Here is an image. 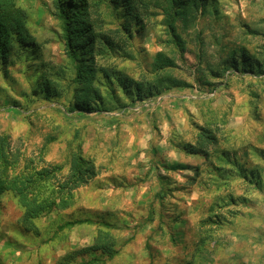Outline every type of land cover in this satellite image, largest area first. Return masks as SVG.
<instances>
[{
	"label": "rangeland",
	"instance_id": "obj_1",
	"mask_svg": "<svg viewBox=\"0 0 264 264\" xmlns=\"http://www.w3.org/2000/svg\"><path fill=\"white\" fill-rule=\"evenodd\" d=\"M215 1L216 13L208 7L193 25L176 22L183 49L171 40L161 9L150 7L128 37L112 9L101 4V29L118 31L115 40L129 56L107 51L96 65L113 66L143 83L169 70L189 86L161 84L122 110L113 108L108 89L100 87L111 111L83 116L73 110L65 116L60 110L72 104L74 84L54 0H16L37 48L25 59L22 51V57L11 56L7 71H0V137L7 140L8 174L57 166L62 179L80 155L94 175L65 192L66 207L34 218L35 229L28 232L18 227V198L0 195V264H58L65 254L104 240L114 252L92 257L94 264H264V161L250 149L264 150L256 137L264 129V73L226 78L228 70L220 76L211 71L222 72L237 45L264 63V0ZM158 54L173 67L158 69ZM45 69L61 74L47 75L50 98L38 86ZM117 96L124 100L121 91ZM207 133L218 144L201 138ZM201 140L207 156L196 148ZM223 149L229 159L219 155ZM230 150L248 168H259L260 189L230 174ZM56 182L47 185L55 188ZM76 219L90 221L66 225Z\"/></svg>",
	"mask_w": 264,
	"mask_h": 264
},
{
	"label": "trees",
	"instance_id": "obj_2",
	"mask_svg": "<svg viewBox=\"0 0 264 264\" xmlns=\"http://www.w3.org/2000/svg\"><path fill=\"white\" fill-rule=\"evenodd\" d=\"M56 12L55 15L59 20L62 28L61 39L67 59L72 66V76L70 82L74 84L73 102L69 107L61 108L65 116L68 113L77 110L80 115L86 116L87 112L97 110L111 111L113 108L120 110L130 108L137 101L144 100L145 93L154 94L162 89L161 84L166 83L168 89L183 88L189 86L185 81L173 78L169 70L157 73L153 81L138 82L128 78L115 67L96 65L98 57L106 54L107 51L112 54L124 52L115 38L118 31L106 32L101 29L98 22L96 9L105 4L109 6L115 17L118 19L123 33L128 37L132 36V26H142V16L146 14L150 7L161 9L164 13V19L171 40L176 46L183 49L184 41L177 32L176 22L182 20L186 26L193 25L200 13H205L209 7V13H216L215 0H54ZM112 35V36H110ZM37 48L36 43L31 37L26 26V14L24 10L16 5V0H0V71L6 72L10 64L11 56H21L25 59L29 51ZM129 56L127 52H124ZM158 56L160 70L162 67H173L170 59ZM50 70L52 66H47ZM159 70V72H160ZM226 70V78L234 74L238 77L243 73L248 76L256 77L264 73V63L257 58L254 53H250L244 45H237L230 49V52L222 63V72L211 68L214 76H220ZM43 77L38 82L39 91L47 98L53 97L51 80L47 77L50 75L60 76V71L55 69L49 72L44 70ZM220 85H223L220 83ZM100 87H106L114 101V107L106 105L100 94ZM121 91L123 98L117 96ZM132 103V104H131ZM11 110H19L17 107H10ZM204 141L218 144L216 138L207 133L201 135ZM257 140L264 144V129L257 133ZM200 141L199 146L204 155L207 156V143ZM7 140L0 137V195L5 192L13 193L23 207V213L18 223V227L28 232L35 229L33 219L41 214H48L58 207H66L68 201L63 198L65 192H69L83 182L88 177L94 175L93 167L82 156L77 155L72 160L73 168L71 174L65 178L58 179L57 166L52 168H42L34 173L8 174V165L10 160L6 156ZM193 149V148H192ZM250 149L264 161V150L250 146ZM196 153H199L194 149ZM247 154L248 151L242 150ZM201 153V152H200ZM219 155L229 159V150H221ZM173 169H181L182 166L176 165ZM237 174L240 178L248 180L254 188L261 187V172L259 168H248L246 162H243L230 150V174ZM51 179L56 182L55 188H50L47 181ZM90 221L89 219H76L67 222V226L72 227L82 222ZM108 225V224H107ZM114 252L111 246L104 240L100 243H93L90 246L83 247L76 251L65 254L60 258L58 264H69L75 259H79L81 264H94L92 257L96 255H111Z\"/></svg>",
	"mask_w": 264,
	"mask_h": 264
}]
</instances>
